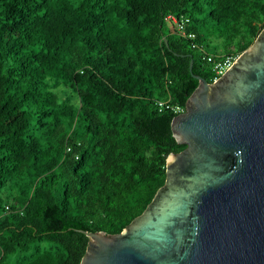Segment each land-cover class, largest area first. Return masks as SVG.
I'll list each match as a JSON object with an SVG mask.
<instances>
[{
	"label": "trees",
	"instance_id": "trees-1",
	"mask_svg": "<svg viewBox=\"0 0 264 264\" xmlns=\"http://www.w3.org/2000/svg\"><path fill=\"white\" fill-rule=\"evenodd\" d=\"M263 28L264 0H0V264H80L141 215L186 147L158 102Z\"/></svg>",
	"mask_w": 264,
	"mask_h": 264
},
{
	"label": "water",
	"instance_id": "water-1",
	"mask_svg": "<svg viewBox=\"0 0 264 264\" xmlns=\"http://www.w3.org/2000/svg\"><path fill=\"white\" fill-rule=\"evenodd\" d=\"M199 85L172 121L187 147L120 233L83 232L80 264H264V28L217 80Z\"/></svg>",
	"mask_w": 264,
	"mask_h": 264
},
{
	"label": "built area",
	"instance_id": "built-area-1",
	"mask_svg": "<svg viewBox=\"0 0 264 264\" xmlns=\"http://www.w3.org/2000/svg\"><path fill=\"white\" fill-rule=\"evenodd\" d=\"M170 19L177 23L176 18L170 16ZM238 56L239 55L235 56L233 54L215 55L205 52V58L211 63L213 71L217 74L215 80L223 75L234 64ZM158 105L159 111L170 110L176 115L186 112V106L183 107L179 104H173L170 100L159 101Z\"/></svg>",
	"mask_w": 264,
	"mask_h": 264
},
{
	"label": "rangeland",
	"instance_id": "rangeland-1",
	"mask_svg": "<svg viewBox=\"0 0 264 264\" xmlns=\"http://www.w3.org/2000/svg\"><path fill=\"white\" fill-rule=\"evenodd\" d=\"M211 65V64H210ZM211 67H212V65H211Z\"/></svg>",
	"mask_w": 264,
	"mask_h": 264
},
{
	"label": "flooded vegetation",
	"instance_id": "flooded-vegetation-1",
	"mask_svg": "<svg viewBox=\"0 0 264 264\" xmlns=\"http://www.w3.org/2000/svg\"><path fill=\"white\" fill-rule=\"evenodd\" d=\"M186 147H187V146H186ZM186 147H185V148H186Z\"/></svg>",
	"mask_w": 264,
	"mask_h": 264
}]
</instances>
